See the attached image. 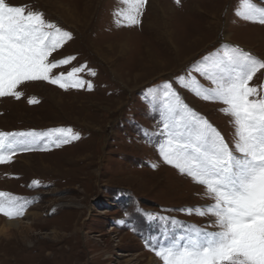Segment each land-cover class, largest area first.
Returning <instances> with one entry per match:
<instances>
[{
	"label": "rangeland",
	"instance_id": "rangeland-1",
	"mask_svg": "<svg viewBox=\"0 0 264 264\" xmlns=\"http://www.w3.org/2000/svg\"><path fill=\"white\" fill-rule=\"evenodd\" d=\"M87 2L0 0V264H264V0Z\"/></svg>",
	"mask_w": 264,
	"mask_h": 264
},
{
	"label": "bare ground",
	"instance_id": "bare-ground-1",
	"mask_svg": "<svg viewBox=\"0 0 264 264\" xmlns=\"http://www.w3.org/2000/svg\"><path fill=\"white\" fill-rule=\"evenodd\" d=\"M92 1V0H91ZM90 0H89V2H87L86 4H85V8L83 9V10H81L80 12H78V11H75L74 9L72 10L70 7H66V6H64V11L67 13V14H69L68 16H72V13L74 14V16L76 17V15L78 14V13H80L82 16H83V18H85V16H87L88 14H89V11H90V9H91V6H92V2H91ZM159 1V0H158ZM162 2V1H161ZM167 3V2H166ZM161 4V3H160ZM165 4V3H164ZM154 5V4H153ZM150 7V6H149ZM60 8H62V6L60 7ZM160 8V7H159ZM214 8V7H213ZM156 9V8H155ZM78 10H80V9H78ZM213 10H216V8H214ZM173 11V8L167 3L166 5H163V7H162V9H161V11L159 12V13H161V18H156V23L157 24H160V25H162V27L164 26L165 28H166V26L168 25V22H169V17H168V13L169 12H172ZM76 12V13H75ZM155 12V11H154ZM214 14V16L216 15V12H214L213 13ZM74 16H73V19H75L74 18ZM158 16V15H157ZM159 17V16H158ZM167 24V25H166ZM178 24V23H177ZM167 31V30H166ZM167 33H168V31H167ZM186 34V33H185ZM171 35V37L172 38H174V36L176 35V38L174 39V42H176V44L178 45V43L181 41V42H183L184 40L177 34V32H170V33H168V36H170ZM165 38V37H164ZM187 38H189V37H187ZM227 38L229 39V37H228V35H227ZM185 39V38H184ZM178 41V43H177V41ZM128 46V44L126 43V41H124V42H120L119 43V45H118V43H117V45H116V48H118L119 49V51H124V49H125V47H127ZM151 52V51H150ZM149 53V52H148ZM147 53V54H148ZM150 55H153V54H150ZM159 60V58H157V57H152V56H150V61L152 62V61H158ZM9 225H11L12 227H17L18 225H22V221L21 220H13V221H8L7 222ZM2 231V230H1ZM2 233L3 234H6L8 237L10 236H14V232H12V231H7L6 233H4L3 231H2ZM20 234L21 235H27V234H29L28 233V231L27 230H22L21 232H20ZM154 262V260L153 259H150L149 260V263L148 264H152Z\"/></svg>",
	"mask_w": 264,
	"mask_h": 264
}]
</instances>
